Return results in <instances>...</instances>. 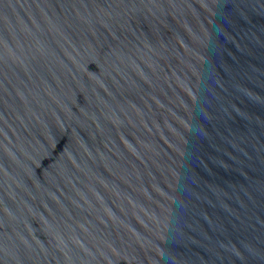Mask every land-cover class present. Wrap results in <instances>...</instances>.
<instances>
[{
    "label": "water",
    "instance_id": "95a60500",
    "mask_svg": "<svg viewBox=\"0 0 264 264\" xmlns=\"http://www.w3.org/2000/svg\"><path fill=\"white\" fill-rule=\"evenodd\" d=\"M0 264H264V0H0Z\"/></svg>",
    "mask_w": 264,
    "mask_h": 264
}]
</instances>
